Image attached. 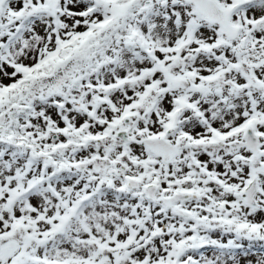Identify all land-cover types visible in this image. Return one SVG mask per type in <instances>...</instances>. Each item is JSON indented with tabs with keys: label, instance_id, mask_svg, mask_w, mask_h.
<instances>
[{
	"label": "snow or ice",
	"instance_id": "obj_1",
	"mask_svg": "<svg viewBox=\"0 0 264 264\" xmlns=\"http://www.w3.org/2000/svg\"><path fill=\"white\" fill-rule=\"evenodd\" d=\"M0 264H264V0H0Z\"/></svg>",
	"mask_w": 264,
	"mask_h": 264
}]
</instances>
